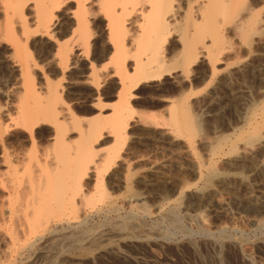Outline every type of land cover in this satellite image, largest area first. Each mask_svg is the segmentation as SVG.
Instances as JSON below:
<instances>
[{
    "label": "rangeland",
    "instance_id": "374dc122",
    "mask_svg": "<svg viewBox=\"0 0 264 264\" xmlns=\"http://www.w3.org/2000/svg\"><path fill=\"white\" fill-rule=\"evenodd\" d=\"M246 5L258 13L255 31L246 36L239 30L232 33V29L227 28L220 45L223 56L220 54L218 60L214 58L211 63L201 58L188 68L176 66L172 72L156 78V83H143L131 91L132 96L128 90L123 91L122 99H127L129 104L124 137L115 141L104 132L95 138L93 145L99 155L112 154L110 161L97 163L98 179L117 204L123 202L121 205L126 209L129 203L134 209L132 216L124 210L106 216L94 214L87 221L92 228L89 233L60 232L56 245L45 250V254L33 260L26 254L24 260L16 264H243L239 252L231 246L233 243L242 248L251 264H264V168L253 171L255 164L264 160V0H248ZM30 7L24 9L26 18L31 14ZM0 21H4L1 4ZM99 25L97 22L91 29L93 37ZM96 38L92 42L99 43ZM0 42V172L5 171L4 166L9 159H14L13 155V161L19 162L15 166L21 171L27 163L26 160L22 163V159L46 147L43 139L49 129L40 126L31 137L29 132L12 127L6 119L8 113L15 117L11 106L17 72L3 59L10 53L4 44L7 41ZM175 43L170 41L167 45L171 56L178 47ZM34 46L30 44L28 52L38 65L35 88L43 83L41 74L58 81L59 76H54L44 64V52ZM66 84L61 81L62 99L70 103L79 119L92 121L102 112L103 120L99 123H107L118 103L111 81L102 84L100 105L96 110H92L87 101L93 92L92 86H67L68 90ZM145 100L152 106H140ZM178 100L183 101L188 116L197 126L190 135L179 130L183 137L176 138L168 105L176 102L180 107ZM249 122L263 133L260 141L250 144L251 151L247 155L243 153L240 135L247 131ZM224 136L228 137V142L216 145L217 139ZM70 137L76 138L75 134ZM188 139L194 146L193 157L200 164L197 174L184 154ZM229 143L235 145V154L230 153ZM121 163L127 165L126 169ZM209 165L215 169V175L209 172ZM95 176L92 174L84 183L90 193L97 191ZM4 199L5 191L0 185V204ZM174 207L179 209L176 223L166 213ZM194 214L201 217L208 231L199 230ZM92 239L98 240L95 248L83 251ZM2 247L0 241L3 256Z\"/></svg>",
    "mask_w": 264,
    "mask_h": 264
},
{
    "label": "bare ground",
    "instance_id": "6f19581e",
    "mask_svg": "<svg viewBox=\"0 0 264 264\" xmlns=\"http://www.w3.org/2000/svg\"><path fill=\"white\" fill-rule=\"evenodd\" d=\"M247 1L0 0L4 9V21H0V41L6 40L4 44L10 50L3 59L17 72L16 87L13 95L10 93L14 98L13 105H10L15 117L8 113L6 119L12 127L23 129L30 136L40 126L49 129L43 139L46 147L35 150L27 159L21 158L22 163L27 161L21 171L15 166L19 162L13 161V155V160L9 159L6 166L3 164L5 171L0 172V185L5 191V199L0 204V241L4 253L0 255L3 257L0 264L22 262L26 254L31 259L45 254V250L56 245L60 232L89 233L92 228L88 227L87 221L94 214L106 216L124 210L128 216H132L134 209L129 203L126 209L122 201V205L117 204L105 192L102 180L98 179L95 172L100 165L98 162L110 161L112 154L102 152L103 155H99L93 145L95 138L104 132L115 141L124 137L129 104L127 99H122L123 91L128 90L132 96L131 91L143 83L154 82L156 78L167 75L176 66L188 68L201 58L211 63L214 58L218 60L223 33L227 28L232 29V33L241 31L246 36L255 31L259 23L258 13L246 5ZM26 6H31L28 18L24 13ZM97 22L100 23L95 36L99 39V43L96 41L98 53L95 50L97 43L92 42L94 32L91 33ZM170 41L178 43L172 56L167 48ZM30 44L44 52V64L54 76H59V79L55 77L58 81L41 74L43 83L35 88L34 76L38 74L35 72L38 65L28 52ZM63 80L67 83L66 89L74 85L92 86L93 92L87 100L92 110L100 105L102 84L111 81L118 103L110 112L107 123H99L103 120L102 112L92 121L79 119L72 106L68 105L70 103L62 99ZM177 102H181L180 107L176 102H169L168 106L171 108L169 111L175 137L179 138L183 137L179 130L190 135L197 124L188 116L183 101ZM252 122L248 123L247 131L240 135L244 144L242 152L246 154L251 151L250 144L260 141L263 133ZM72 134H75V139L70 137ZM227 138H218L216 145L228 142ZM190 141L186 140L184 154L194 165L197 174L200 164L193 157L194 146ZM228 146L230 153L235 154V145L229 143ZM121 166L127 167L125 163H121ZM263 168L264 160H260L253 171ZM208 169L211 175H215L214 168L209 165ZM92 174L96 175L93 177L97 187L94 193L84 188L85 180ZM166 213L173 222L179 221L177 207ZM194 218L199 222L201 232L209 230L198 214H194ZM92 240L89 246L82 248L83 251L95 246L98 240ZM231 246L239 252L243 264L252 263L236 243Z\"/></svg>",
    "mask_w": 264,
    "mask_h": 264
},
{
    "label": "snow or ice",
    "instance_id": "6c2138e0",
    "mask_svg": "<svg viewBox=\"0 0 264 264\" xmlns=\"http://www.w3.org/2000/svg\"><path fill=\"white\" fill-rule=\"evenodd\" d=\"M73 7H74V5H73ZM99 62H100V61L98 60V63H99ZM53 69H54V65H53ZM57 74H58V73H57ZM140 106H142V107H151L152 104H151L150 101L145 100L144 102H141V103H140Z\"/></svg>",
    "mask_w": 264,
    "mask_h": 264
}]
</instances>
